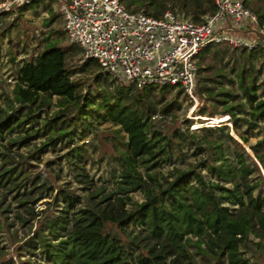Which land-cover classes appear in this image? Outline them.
Listing matches in <instances>:
<instances>
[{"label": "trees", "instance_id": "obj_1", "mask_svg": "<svg viewBox=\"0 0 264 264\" xmlns=\"http://www.w3.org/2000/svg\"><path fill=\"white\" fill-rule=\"evenodd\" d=\"M44 1L30 0L18 6L19 14ZM121 1L130 9H138L126 0ZM139 1L150 14L158 15L171 5L172 10H180L183 16H190L196 22L205 13L217 10L214 0ZM247 5L264 28V0H247ZM4 33L5 29L0 30V47L5 40ZM48 40L41 51L23 59L15 68L14 99L18 105L12 106L10 112L3 110L0 116V187L14 191L13 198L21 206L29 204V195L35 187L40 186V193L53 189L47 182H41L39 174L32 175L27 169L31 166L29 161L23 163L12 154L30 145L35 138L47 136L26 158H39L48 147L55 148L62 142L84 137L95 130L96 123L103 121L118 126L127 133L128 140L125 150L116 157L123 167L117 192L123 196L118 195L116 202L102 206L103 200L110 199L105 196L102 201L89 200L87 205L78 207L81 198L67 188H60L57 201L62 207L58 213L42 216L33 207L27 210L38 219V225L19 247L34 255H44V260L32 264H256V252L264 248V177L261 173L264 135L251 146L254 155L251 158L230 133L228 125L204 127V135L199 136L190 129V121L186 119V128L164 133L156 129L152 117L158 112L162 116L174 115L181 107L177 98L184 93L183 89H178L174 100H168L166 93L176 86L138 88L121 84L110 96L95 94L91 89L83 92V82L75 80L74 70L68 67L70 51L77 54V48L54 46L52 39ZM213 46L209 45L198 56V92L222 104L221 113L227 120L230 116L235 132L248 143V133L264 134V77L261 79L264 40L251 50L243 47L230 67L244 96V100L237 101L234 98L239 94L232 93L226 84H233L235 79L227 77L225 66L217 68L214 76H206L211 69L209 64L206 66V59ZM227 50L215 53L213 58L223 64ZM7 55L14 62L13 50H8ZM92 63L100 66L96 60L85 59L79 69L87 70ZM104 75L101 71L96 73L94 82H99ZM53 96L62 99V108L42 118L40 109L49 108ZM215 105L212 107L218 112ZM199 112L202 116L214 114L206 108ZM188 147L195 153H207L187 167L176 168L171 177L160 179L157 171L148 172L145 177L139 170L146 164L149 170L183 162ZM75 150L78 152L72 154L81 157L80 146ZM48 162L54 163V160ZM78 169L82 172L76 177L82 176L84 183H92L85 168ZM31 184L36 186L29 189ZM135 190L144 192L143 201L133 200L130 192ZM2 203L0 200V212L11 210L10 204L3 208ZM126 203L132 207L126 208ZM3 215L0 213V228L8 226L1 219ZM17 216L23 223L27 222L19 212ZM192 236L198 241H193ZM192 244L205 263L195 258L189 248ZM249 252H253L252 257L248 256ZM0 264L10 263L1 260Z\"/></svg>", "mask_w": 264, "mask_h": 264}, {"label": "rangeland", "instance_id": "obj_2", "mask_svg": "<svg viewBox=\"0 0 264 264\" xmlns=\"http://www.w3.org/2000/svg\"><path fill=\"white\" fill-rule=\"evenodd\" d=\"M126 3H132L134 7L141 9L145 8L139 0H126ZM18 6L21 4L13 3V0H0V30L5 29L2 47H0V116L4 114L3 110L10 112L12 106H17L18 103L14 99V88L17 82V64L23 59H28L31 55L37 54L41 51L45 43L52 39L51 42L54 46L67 48L70 50L71 46H75L79 53L74 54L71 50V54L68 57V67L74 71V79L81 80L83 82V92L89 89L92 92L102 93L110 96L118 85L125 84L123 80L114 78L111 74H106V71L100 66L92 63L87 70H80L79 66L84 62L85 58L82 53V48L76 43H72L68 38L64 29V19L60 13L59 7L55 0H45L28 10H24L23 13L19 14ZM171 9L169 5L166 9ZM130 9V8H129ZM172 10V9H171ZM174 11V9H173ZM175 12L180 13V10ZM55 17L53 20H51ZM190 18V16L188 17ZM15 24V25H14ZM258 26V25H257ZM260 30L264 28L260 26ZM59 32V33H58ZM244 37L254 36L251 31H247ZM263 37L259 35V40ZM238 48L237 52L234 53V49ZM243 47H234L229 44L215 45L210 49V55L206 59V66H211L210 71L206 72V76H214L217 72V68L225 66L227 77L234 78L233 84H227L228 89L232 93L239 94L238 99H243L244 96L239 91V84L237 76L234 73H230V67L233 66L234 60L240 55ZM13 50L15 54L14 62L11 61L8 50ZM228 49L227 53L224 54V61L221 62L213 58L215 53L222 54L223 50ZM251 50V48H248ZM234 53V54H233ZM228 63V64H226ZM104 72V77L99 82H94V75L98 72ZM264 72V71H263ZM264 76L261 77V79ZM200 75L197 76V86L195 98H190L182 93L178 96L177 101L181 103V107L174 111V115L162 116L159 112L154 114L152 121L155 123L156 129L162 130L164 133H171L175 128H186V119L190 121V129L195 131L197 135H204V127L207 126H221L228 125L230 133L244 146L245 150L249 153L251 158H254L251 146L254 145L258 139L263 137V133L259 135L256 131L248 133V143L243 142L237 135L234 129L233 121L228 117V120L224 114H222V104L216 103L214 99H210L207 95L201 96L198 92V83ZM209 84V81L207 82ZM178 89L180 86L175 87L167 91L166 97L168 100H174L177 96ZM223 88L221 87L220 90ZM157 93L160 94L159 91ZM50 107L44 106L40 109V116L42 118H48L53 115L54 112L62 108L61 100L58 96L50 98ZM229 101H232L229 99ZM235 101V102H236ZM216 104L217 111L215 112L212 107ZM206 108L213 116L200 115V110ZM71 114V113H70ZM210 118L212 124H207V120L203 118ZM219 123V124H218ZM194 124V127L192 126ZM93 132L87 133L84 137H78L70 143L62 142L55 148L48 147L45 152L39 156V158H26L31 153L35 145H41L47 140V136H41L31 140L30 145L22 146L13 151V156L17 160H22L23 163L29 161L31 166H27V169L32 175L39 174L41 182H47L53 189L41 192V188L35 187L36 184L29 185L35 187L34 192L29 195L30 202L28 205L21 206L17 201V198H13L14 191L9 192L8 188L0 187V200L3 201L2 207H7L10 204V211L0 212L4 214L1 218L2 221L6 222L7 225L0 228V261H9L10 264H32L36 260H44V255L36 253L31 254L23 248L19 247L27 238L33 235L35 228L38 225V219L33 218L29 211L30 207H33L36 212H42V216L49 214L58 213V209L62 206L57 201V195L60 188H67L74 194H77L82 203L79 205H87L89 200L98 202L102 201V198L109 196V202L103 200L101 205L104 206L106 203H114L118 200V194L120 183V175L122 174V164L116 157L121 151L125 150V142L128 140L127 133L120 130L118 126H115L111 122L103 121L96 123ZM246 129V126L244 127ZM198 136V137H199ZM76 146H80L79 152L81 157H78L72 153H77L75 150ZM186 160L183 162H176L175 164H167L164 167H156L147 170L146 165L139 167V170L145 174L148 172H158V177L161 179L162 176L171 177V172H174L176 168H183L189 166L190 163L201 160L207 152L195 153L193 148L189 147L185 150ZM23 155V158L21 156ZM54 160V163L48 161ZM250 160V158H249ZM50 163V164H49ZM259 163V162H258ZM25 165H27L25 163ZM261 166V164H259ZM84 167L85 173H88L92 177V183H84L83 177H76V174L82 172L78 167ZM263 170V168H261ZM261 171V170H260ZM84 172V171H83ZM264 177V171L262 172ZM255 177L257 174L252 175ZM251 176V177H252ZM30 182V180H29ZM152 183V181H150ZM23 191V190H21ZM7 195L4 199V195ZM41 194V195H40ZM134 201H143L145 199L144 192L142 190H135L130 192ZM39 196L35 202L34 198ZM64 205V203L62 204ZM126 208H131L132 204L126 203ZM17 212L25 219L26 223H23L17 216ZM7 217V219H6ZM193 237V236H192ZM198 238L193 237V241L197 242ZM203 244V243H202ZM193 251L195 258L200 263L202 261V255L197 254V247L192 244L189 247ZM253 252H249L248 256L252 257ZM256 264H264V248L256 252ZM208 264V263H207Z\"/></svg>", "mask_w": 264, "mask_h": 264}, {"label": "built area", "instance_id": "obj_3", "mask_svg": "<svg viewBox=\"0 0 264 264\" xmlns=\"http://www.w3.org/2000/svg\"><path fill=\"white\" fill-rule=\"evenodd\" d=\"M55 1L68 38L81 46L85 59L96 60L126 85L180 86L190 98L196 93L198 56L206 47L226 43L252 49L264 40L247 0H214L217 10L199 22L171 9L158 15L129 9L121 0ZM247 31L254 36L244 37Z\"/></svg>", "mask_w": 264, "mask_h": 264}]
</instances>
